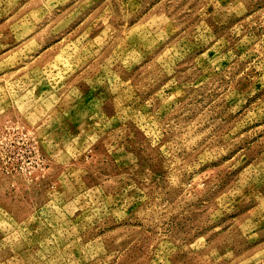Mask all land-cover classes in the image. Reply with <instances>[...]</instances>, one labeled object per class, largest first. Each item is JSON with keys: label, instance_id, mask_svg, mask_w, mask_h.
I'll list each match as a JSON object with an SVG mask.
<instances>
[{"label": "rangeland", "instance_id": "rangeland-1", "mask_svg": "<svg viewBox=\"0 0 264 264\" xmlns=\"http://www.w3.org/2000/svg\"><path fill=\"white\" fill-rule=\"evenodd\" d=\"M0 264H264V0H0Z\"/></svg>", "mask_w": 264, "mask_h": 264}]
</instances>
